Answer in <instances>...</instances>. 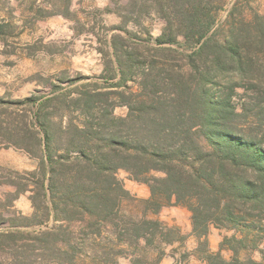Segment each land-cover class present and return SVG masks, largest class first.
<instances>
[{
    "label": "trees",
    "instance_id": "1",
    "mask_svg": "<svg viewBox=\"0 0 264 264\" xmlns=\"http://www.w3.org/2000/svg\"><path fill=\"white\" fill-rule=\"evenodd\" d=\"M110 1H124L117 11L129 22H164L156 45L144 44L161 59L136 62L121 42L132 41L130 33L117 27L125 36L111 35L108 43L119 70L111 90L82 86L0 98V148L39 160L30 219L52 221L38 232H0L3 264H158L162 246L184 240L149 218L168 206L190 212L205 264H262L264 15L245 21L232 8L214 29L221 0ZM50 8L41 18H67L56 3ZM9 27L0 20V38ZM116 107L126 114L116 117ZM118 171L148 187L141 215L123 209L129 194ZM212 227L238 236L211 253ZM224 246L229 260L221 256ZM245 251H258L262 261L241 259Z\"/></svg>",
    "mask_w": 264,
    "mask_h": 264
},
{
    "label": "rangeland",
    "instance_id": "2",
    "mask_svg": "<svg viewBox=\"0 0 264 264\" xmlns=\"http://www.w3.org/2000/svg\"><path fill=\"white\" fill-rule=\"evenodd\" d=\"M52 3H56L67 18H41L51 11ZM120 4L123 5L124 1L70 0L69 11L66 12V0L0 1V20L6 19L10 23L5 36L0 38V98L20 100L82 86L111 90L108 85L118 81L119 70L108 43L111 35L125 36L124 30L115 29L117 27L130 33L132 41L121 42L128 51L137 54L133 56L136 62L160 61L161 58L150 53L144 44L156 45L154 39L162 34L164 22L154 16L140 17L137 23L129 22L119 16L117 9ZM220 6L214 29L224 24L232 8H235L237 17L245 21H250L255 15H264V0H221ZM223 32L219 37L224 35ZM177 42L182 43L183 39L179 37ZM172 47L186 53L192 51L177 45ZM126 112L125 107H116L113 114L120 117ZM38 166V159L21 150L0 148V232L26 234L52 225V221L37 224V220L30 219L34 212L31 199L36 192L38 176L34 174ZM116 177L129 194L123 209L135 217L141 215L140 202L149 198L148 187L131 180L124 171H118ZM190 217V212L180 206H168L157 215H149V218L175 228L178 235L174 234V238L184 239L162 246L165 255L176 254L178 260L184 261L189 253H193L199 259L202 252H198L197 241L191 235ZM235 235L238 236L233 229L212 227L207 237L208 250L219 252L224 239ZM212 243L215 244L214 250L210 248ZM246 255H251L257 262L262 261L258 251L241 252L240 258ZM6 256V252L0 251V264L6 261ZM221 256L229 260L232 253L224 246ZM262 262L264 264V260Z\"/></svg>",
    "mask_w": 264,
    "mask_h": 264
},
{
    "label": "crops",
    "instance_id": "3",
    "mask_svg": "<svg viewBox=\"0 0 264 264\" xmlns=\"http://www.w3.org/2000/svg\"><path fill=\"white\" fill-rule=\"evenodd\" d=\"M105 5V4H104ZM215 244L212 243V250L215 248ZM158 264H204L200 259H198L193 253H189V256L186 260L180 261L176 254H167L165 255Z\"/></svg>",
    "mask_w": 264,
    "mask_h": 264
}]
</instances>
